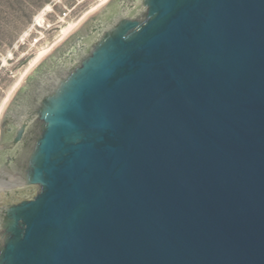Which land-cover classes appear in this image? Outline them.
Instances as JSON below:
<instances>
[{
	"label": "water",
	"instance_id": "obj_1",
	"mask_svg": "<svg viewBox=\"0 0 264 264\" xmlns=\"http://www.w3.org/2000/svg\"><path fill=\"white\" fill-rule=\"evenodd\" d=\"M119 3L32 70L0 264H264V0Z\"/></svg>",
	"mask_w": 264,
	"mask_h": 264
},
{
	"label": "rangeland",
	"instance_id": "obj_2",
	"mask_svg": "<svg viewBox=\"0 0 264 264\" xmlns=\"http://www.w3.org/2000/svg\"><path fill=\"white\" fill-rule=\"evenodd\" d=\"M107 1L0 0V116L21 81L66 37L67 31L74 28L71 34ZM41 14L42 25L37 23Z\"/></svg>",
	"mask_w": 264,
	"mask_h": 264
},
{
	"label": "flooded vegetation",
	"instance_id": "obj_3",
	"mask_svg": "<svg viewBox=\"0 0 264 264\" xmlns=\"http://www.w3.org/2000/svg\"><path fill=\"white\" fill-rule=\"evenodd\" d=\"M120 0H108L104 6L99 9V16L86 17L77 28L66 36L57 46H55L42 61L51 56L52 60L57 58L65 62L75 61L76 53H88L91 47L98 41V30L96 25L100 20H112L118 15L120 9ZM137 9L131 11L133 15ZM85 24V25H84ZM46 58V59H47ZM49 58V59H50ZM45 59V60H46ZM40 62L39 64L44 63ZM42 72L40 70L31 71L20 83V86L8 100L0 116V205L14 199L28 198L34 192L33 188L13 189L8 186L6 180L10 174L15 171L18 160L25 148L21 143L13 146L11 143L17 136L18 126L16 119L23 114L25 102L31 95L32 87L37 85ZM30 126L26 128L28 131ZM27 137L24 135L23 140ZM27 139V138H26ZM22 140V141H23ZM26 141V140H25Z\"/></svg>",
	"mask_w": 264,
	"mask_h": 264
},
{
	"label": "bare ground",
	"instance_id": "obj_4",
	"mask_svg": "<svg viewBox=\"0 0 264 264\" xmlns=\"http://www.w3.org/2000/svg\"><path fill=\"white\" fill-rule=\"evenodd\" d=\"M43 22H44V16H43V14H41L39 17H38V19H37V23L38 24H40V25H42L43 24ZM74 27V26H73ZM76 28V27H75ZM72 29V28H71ZM74 29V28H73ZM72 29V30H73ZM72 30H68L67 31V34H66V36L70 33V31H72ZM66 32V31H65Z\"/></svg>",
	"mask_w": 264,
	"mask_h": 264
}]
</instances>
